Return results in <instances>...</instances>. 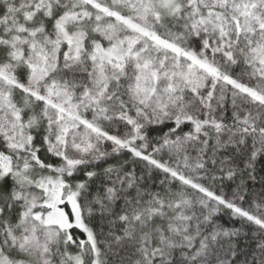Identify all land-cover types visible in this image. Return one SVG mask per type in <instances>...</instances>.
<instances>
[{"label":"snow or ice","instance_id":"1","mask_svg":"<svg viewBox=\"0 0 264 264\" xmlns=\"http://www.w3.org/2000/svg\"><path fill=\"white\" fill-rule=\"evenodd\" d=\"M0 264H264V0H0Z\"/></svg>","mask_w":264,"mask_h":264}]
</instances>
